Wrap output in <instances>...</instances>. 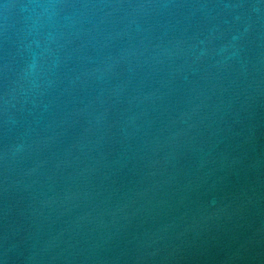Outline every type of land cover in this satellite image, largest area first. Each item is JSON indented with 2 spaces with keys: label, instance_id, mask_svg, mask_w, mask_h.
<instances>
[{
  "label": "water",
  "instance_id": "water-1",
  "mask_svg": "<svg viewBox=\"0 0 264 264\" xmlns=\"http://www.w3.org/2000/svg\"><path fill=\"white\" fill-rule=\"evenodd\" d=\"M0 264H264V0H0Z\"/></svg>",
  "mask_w": 264,
  "mask_h": 264
}]
</instances>
